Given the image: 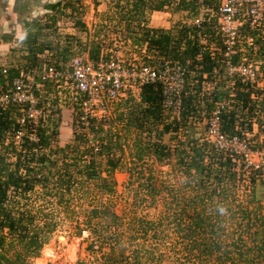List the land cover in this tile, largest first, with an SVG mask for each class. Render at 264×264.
<instances>
[{
	"label": "trees",
	"instance_id": "16d2710c",
	"mask_svg": "<svg viewBox=\"0 0 264 264\" xmlns=\"http://www.w3.org/2000/svg\"><path fill=\"white\" fill-rule=\"evenodd\" d=\"M114 1L115 15L120 20L117 23L122 22L123 28L120 32L114 30L112 33L123 42L129 40L131 46L138 48L134 54L138 61L155 67L166 59L186 64L188 73L180 113L174 117L170 116L169 111L165 112L160 105V85L157 82L147 83L140 87L138 100L129 95L121 98L112 105L111 109L116 104L111 116L100 120L89 119L85 127L80 124L78 104H72L75 111L72 125L79 130L74 131L72 143L51 147L50 140L58 134L59 110L56 107L49 111L57 116L52 119L49 128L44 123L42 126L38 123L34 128L36 142L28 138L30 127L25 124L18 143L12 138V133L17 129L14 123L16 107L0 110V264H29V258L39 256L46 240L45 234L54 228L47 214L39 215L42 221L38 223L37 215L29 209L19 208L23 203L18 204L17 199L26 201L29 192L37 187L43 194L56 197V204L65 210L76 190L85 192L82 188L93 178L97 179L95 185L100 195L110 194L114 185L112 173L121 170L120 165L124 164V146L133 166L124 167L129 181L132 178L141 180L138 187L148 197L149 204L155 201L158 190H163V210L155 220L132 219L133 230L124 241L125 248L129 250L126 255L122 249L114 251L113 244L120 246L122 241L117 235H112L109 239L113 242L107 243V251L101 254L102 260L98 264H264V172L252 167L244 169L243 164L236 163L240 156L213 152L202 136L195 137L185 128L189 123L188 118L196 111L201 75L210 74L220 64V55L211 57L206 45L200 42L203 35L206 44L211 40L221 46L220 37L213 27L215 16H209L205 11L207 13L204 12L198 29L185 21L174 22L166 29L149 27L146 16L145 22L142 21L145 10L171 9L192 17L196 0H177L175 3L172 0ZM212 1L202 0V4L214 9L216 0ZM58 2L54 4L55 16L61 15L55 10ZM64 5L71 7V15L80 12L70 2ZM54 24L53 16L48 23H44L43 28L52 30ZM74 24L78 31L76 38L79 39V34H85L86 29L79 20H74ZM36 28L24 42L27 53L23 58L28 62L27 69L38 67L46 61L36 59V53L44 50H49L52 56H62L61 62L71 56L72 45L68 37L63 39L65 43L62 46L58 41L36 43L43 29ZM243 30L244 34L251 33L247 28ZM85 42L82 49L87 51L88 60L95 63L102 50L100 43L85 47L88 44ZM254 44V60L259 63L258 70L264 78V37H256ZM51 57L54 61L52 64L58 66L59 62ZM105 58H108V54ZM219 70L222 73V67ZM16 74L15 69L7 70L10 78ZM65 89L58 90L54 82H46L40 98L52 94V104L55 106V92ZM233 90V108H244L246 116L254 118L259 129L264 127V87L251 89L235 80ZM212 93L210 102L203 101L206 111L214 101L227 95L226 90H213ZM251 93L257 98L251 99ZM256 108L257 112H261L260 119L253 117ZM236 118L234 110L223 111L222 130L240 134L238 129H233ZM248 118L242 120L240 125L249 131ZM179 130H182L181 136H177ZM151 133V139L143 137ZM147 159L160 163L166 160L172 162L171 170L174 172L171 175L170 170L161 172L167 180L170 179L158 182L161 189L155 185L153 168L150 165L144 168ZM102 171L104 175L100 176ZM176 173L178 179L173 182L172 177ZM221 208L224 209L223 213ZM105 214V209H94L89 218H103ZM97 237L101 241L104 239L100 233ZM75 264L83 263L76 261Z\"/></svg>",
	"mask_w": 264,
	"mask_h": 264
},
{
	"label": "built area",
	"instance_id": "2783aa9c",
	"mask_svg": "<svg viewBox=\"0 0 264 264\" xmlns=\"http://www.w3.org/2000/svg\"><path fill=\"white\" fill-rule=\"evenodd\" d=\"M195 4V13L190 17V24L198 29L203 21V15L207 13L205 11H208L209 16L214 15L216 18L213 27L221 43V46H218L210 40L206 44V38L203 35L200 37V42L206 45L211 57L220 55V64L214 67L210 74L201 75L200 96L206 94L205 92L209 91L210 94L216 90L217 83H221L223 89L227 91V95L214 101L212 108L206 113L203 138L211 145L213 152H227L240 156L236 161L237 164L240 162L245 168L252 167L264 172L262 152L247 146L243 137L245 134L224 132L221 123L222 112L228 111L233 102L235 80L251 89L264 87V78L258 70L259 63L253 59L256 53L254 39L264 37V0H217L214 9L204 7L202 0H196ZM91 8H84L81 11V7L78 6L80 12L77 15H71L70 11H66L55 21L54 31L62 34L61 39L55 41L60 43L68 37L72 45L71 56L66 61L54 66L52 64L54 61L50 59L52 53L44 50L47 56L44 62L50 63L43 62L39 67L29 69L18 68L17 74L10 80L9 87L0 89V110L16 107L14 123L17 129L12 133L15 143L20 141L25 124L30 127L28 138L34 142L37 141L34 128L38 123L40 126L46 124L44 117L46 118L47 115H43L38 106L46 82H54L58 90L69 88L72 91L70 100L72 104H78L79 120L83 127L89 119H104L108 113L110 114L112 105L127 95L138 100L140 87L155 82L161 88L162 109L165 112L169 111L171 116L178 117L182 108L181 99L185 95L183 88L188 73L186 64L166 59L159 67H155L141 63L134 54L126 58L113 48L104 49V53L100 50L98 61L90 62L87 51L77 44L78 31L74 20H79L86 31L90 30L96 22L95 11ZM66 20L68 21L65 22ZM64 23L67 25L64 26ZM244 28L249 29L251 33L244 34ZM117 40L114 39V42ZM239 43L248 54H240ZM107 54L108 58H105ZM220 67L222 73L219 72ZM0 74L6 77L7 67L1 68ZM250 98L256 99L257 96L251 93ZM248 120L251 128L257 127L254 118ZM255 157L259 159L255 161L253 159Z\"/></svg>",
	"mask_w": 264,
	"mask_h": 264
},
{
	"label": "rangeland",
	"instance_id": "374dc122",
	"mask_svg": "<svg viewBox=\"0 0 264 264\" xmlns=\"http://www.w3.org/2000/svg\"><path fill=\"white\" fill-rule=\"evenodd\" d=\"M175 1L177 0H172V3H175ZM77 2L78 6L81 7V11L84 8L88 9L90 7H92L94 10L96 8L99 9L98 12L96 11V22L94 26L90 27V30L86 31L85 34H79V39L76 38L78 39V46L82 48L84 43H86L85 41L88 42L85 47L92 46L93 43L98 42L100 43V49H102L103 53L104 49L108 50L109 48H113L118 50L119 53H121L126 58H129L132 56V54H135L138 49L137 47L131 46L129 40H126V42H123L121 39L117 40V35L115 36V34L112 33L114 30H118L117 32H120L123 28L122 22L117 23L120 20H117L118 16L115 15L113 4L115 1L78 0ZM212 2H214V0ZM120 4L123 5V2ZM169 8H172V6ZM165 10L166 11H159V13H155V19L152 18V22L150 24H148V16L151 12L145 10L142 14V17H144L142 21L145 22L146 16V23L149 27L159 28H167L174 22L178 21L191 23L190 17H187L184 12L173 11L171 9ZM164 12H166V15ZM62 20H65L64 17H62ZM67 21L68 20L65 22ZM66 25L67 24L64 26ZM115 27H117V29ZM53 34L51 35L54 39H61L62 34L54 31V29ZM114 39L117 41L114 42ZM64 43L65 42L61 41L60 46L64 45ZM238 47L241 48L240 54H248L246 49L243 48L242 44L239 43ZM60 57L62 56L53 54L51 58L61 62L62 60ZM71 93L72 91L69 88H66L62 91H56L55 106L52 104V100H54L52 94H50V96H46L45 98H40L38 101L40 102L39 109L42 111L43 115H51H49V121L46 122L47 125L45 124L48 126V128L51 126L52 119H56L57 117L54 114L55 112H49L50 109H54L56 107L57 111L59 110L57 117L58 134L54 139L52 138L50 140L51 147L55 146L56 144L62 147L65 143H72V136L75 134L74 131L78 132L79 130L78 127L72 125V122L75 118V111L70 100ZM205 97L206 96H204L203 99ZM51 105L53 108H51ZM115 105L112 109H110V114L108 113V115L105 117L106 119L112 115L111 111L115 110ZM198 109V113L192 114L193 117L188 119L189 123L185 128L189 130L191 135L195 137H203L204 120L207 116L206 113L208 112L205 108V102H203L202 106ZM257 111L258 110L256 108L253 117L260 119L262 117L261 112ZM45 119H47V117H44V122ZM182 130L178 131L177 136L182 135ZM152 134L153 133H151L149 136L143 135V137L145 139H147V137L151 139ZM259 134L261 136L260 140H258L256 136L251 137L248 135L243 137L248 147H253L257 151L262 152L264 157V127L260 129ZM89 145L91 144L89 143ZM127 153L128 150L126 146H124V156L122 158V163L124 164L120 165V167H122L121 170H117L112 173L111 178L114 181V185L110 194L100 195L95 185L97 179L93 178L87 183L86 187L82 188L85 192L76 190V194L74 193L73 198L70 200L68 209L65 210L62 208V206H58L56 204V197L54 198L51 195L43 194L42 191L37 187L29 192L28 196L26 197V201L23 199H17L18 204L23 203L20 204L22 206L18 207L29 209L31 213H35L37 215L36 218L38 219V223H41L42 221L39 215L44 216V214H47L48 218L51 219V223L54 224L53 230L50 233L45 234L46 240L39 251V256L35 258H29V264H39L38 260L40 259L44 260L43 264H75L76 261H81L83 264H98L102 260L101 254L107 251V243L113 242L109 239L112 235H117V237L122 241L120 246L113 244L114 251L117 252L119 249H122V252L124 255H126L129 250L125 248L126 246L124 245V241L126 240L127 234L131 233L133 230V225L131 224L132 219H158L159 214L163 210L162 198H164V192L163 190H158V192L155 194L156 196L154 197L155 201H153V204L148 203V197L141 192L142 190L138 185V183H142L140 182L141 180L132 178L129 181L128 173L125 172L124 167H129L131 165ZM253 159L256 161V159H259V157H255ZM57 165L60 166L59 163H57ZM145 165H150L153 168L154 175L156 176L155 185L158 189L160 188V184L158 183L159 181H170V179L167 180L164 177L165 175L161 172H167L170 170V175L172 172H174L171 170V160H166L160 163L158 161H150L147 159L144 162V168ZM102 167L103 162L101 163L100 168ZM131 167L133 166L131 165ZM244 169L246 168L244 167ZM103 175L104 172L102 171L100 176ZM172 179L173 182H175V179H178V173H176ZM260 193L262 194V192ZM94 209L96 211L105 209L106 214L103 216V218H89ZM99 233L104 237L102 241L97 237ZM63 237L65 240L61 239ZM169 237L172 238V235Z\"/></svg>",
	"mask_w": 264,
	"mask_h": 264
},
{
	"label": "crops",
	"instance_id": "0c3cea01",
	"mask_svg": "<svg viewBox=\"0 0 264 264\" xmlns=\"http://www.w3.org/2000/svg\"><path fill=\"white\" fill-rule=\"evenodd\" d=\"M57 1L59 2L55 10H58L61 14L66 13V11H70L71 7L64 5L67 2L72 3V6L75 7L77 11H79L77 2L78 0H0V69L7 67L8 72H10L11 68L15 69V71L21 67L27 69L28 65L26 64L28 62H26V59L23 58V56L27 53L24 46L25 40H28L27 35L34 32L35 29H37L36 27L43 28L44 23H48L49 18L51 19L53 16L56 21L58 16H60V14L55 16L54 12V4ZM98 10V8L95 10L93 9V11H95V15L96 11L98 12ZM155 13H159V11H151L149 14L148 24L152 22V18L155 19ZM165 13L166 12H164V14ZM51 34H53L51 28H43L41 35L36 39V43L39 41L43 42L44 40L54 43L55 39ZM12 43H14V45H12ZM42 58L45 60L47 59L44 51L42 53H36L37 61L41 60ZM8 75L4 77L0 74V89L2 90L8 88L10 85V80L12 77L10 78ZM221 87L222 84L217 85L215 87L216 91L220 90L221 92H224V86L222 88ZM189 92L191 93V91H188V93ZM205 93L206 94L203 96H200V93L197 95L195 101L196 111L194 113H198V108L202 106L204 100L207 102L211 101L213 93L208 94L209 91ZM204 96L206 97L203 99ZM233 104L234 103L232 102L230 108L228 109V111L234 110L235 115L237 116V118L233 121V129H238L240 133L245 134V136H256L257 139L260 140L261 136L259 134L260 129H258V126H253L249 131L242 128L240 122H242V120H246L248 117L245 116L246 112L244 108L241 110L234 109Z\"/></svg>",
	"mask_w": 264,
	"mask_h": 264
},
{
	"label": "bare ground",
	"instance_id": "6f19581e",
	"mask_svg": "<svg viewBox=\"0 0 264 264\" xmlns=\"http://www.w3.org/2000/svg\"><path fill=\"white\" fill-rule=\"evenodd\" d=\"M60 237H61V236H60ZM61 239H62V240H65V238H64V237H63V238H61ZM43 261H44L43 259H42V260L40 259V260H38V263H39V264H43Z\"/></svg>",
	"mask_w": 264,
	"mask_h": 264
},
{
	"label": "clouds",
	"instance_id": "9594fccd",
	"mask_svg": "<svg viewBox=\"0 0 264 264\" xmlns=\"http://www.w3.org/2000/svg\"><path fill=\"white\" fill-rule=\"evenodd\" d=\"M220 211L223 213L224 209H223V208H221V209H220Z\"/></svg>",
	"mask_w": 264,
	"mask_h": 264
}]
</instances>
